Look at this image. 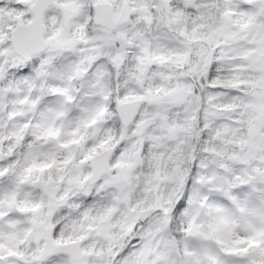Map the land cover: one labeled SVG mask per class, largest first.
Wrapping results in <instances>:
<instances>
[{
  "label": "snow or ice",
  "instance_id": "snow-or-ice-1",
  "mask_svg": "<svg viewBox=\"0 0 264 264\" xmlns=\"http://www.w3.org/2000/svg\"><path fill=\"white\" fill-rule=\"evenodd\" d=\"M0 264H264V0H0Z\"/></svg>",
  "mask_w": 264,
  "mask_h": 264
}]
</instances>
